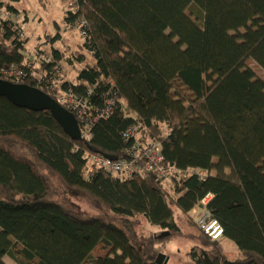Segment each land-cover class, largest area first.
Returning a JSON list of instances; mask_svg holds the SVG:
<instances>
[{"label":"trees","instance_id":"obj_1","mask_svg":"<svg viewBox=\"0 0 264 264\" xmlns=\"http://www.w3.org/2000/svg\"><path fill=\"white\" fill-rule=\"evenodd\" d=\"M20 1L0 0L7 15L0 20V79L46 93L28 76L26 42L14 20ZM77 6L64 22H86L80 50L92 62L77 50L68 61L85 65L61 87L86 98L94 115L113 105L94 122L91 140L77 142L49 112L0 98V264L6 256L19 264H155L156 246L176 236L195 241L194 264H264V80L251 67L264 73V0H77ZM62 56L52 48L42 69L61 66ZM11 68L27 76L11 78ZM135 123L160 142L165 166L203 170L206 178L175 181L176 198L146 174L123 181L98 171L85 178V154L123 158L130 143L122 135ZM40 168L116 217H142L170 236L148 235L135 246L113 223L66 210L48 198ZM208 195L204 210L238 259L229 260L222 242L201 230L184 235L174 220V210L188 218Z\"/></svg>","mask_w":264,"mask_h":264},{"label":"rangeland","instance_id":"obj_2","mask_svg":"<svg viewBox=\"0 0 264 264\" xmlns=\"http://www.w3.org/2000/svg\"><path fill=\"white\" fill-rule=\"evenodd\" d=\"M15 6L20 12L17 19L18 23L26 24L22 37L26 42L25 58H34L40 53L50 57L51 49L54 48L63 55L61 66L65 70V80L74 82L75 77L84 67L85 63H77L75 60H73V63H70L68 60L73 58L77 50L86 58V63H91L92 59L88 52L80 50L83 38L78 32L64 27V16L68 12L67 1L21 0ZM190 10L189 12H192L194 16L200 13L196 7H192ZM24 12L27 15L26 23H23ZM0 17L1 19L7 18L4 10H0ZM54 38H58V40L54 42ZM251 67L256 72V75L264 80V73L254 64ZM40 171L49 184L50 194L48 198L51 201L58 203L66 210L80 217H97L113 223L125 231L131 243L135 246H140L141 237L155 235L157 238L162 232H165L149 225L142 217L137 219L116 217L79 191L65 187L53 174L42 168H40ZM167 191L173 198L177 197L174 190L169 189ZM201 213L202 211L199 212V214ZM174 220L184 235L195 234L197 233L196 230H199L192 214L188 218H184L178 211L174 210ZM192 222L194 226L191 224ZM221 242L223 253L229 260L239 258L237 249L233 243L227 240ZM194 244L195 241L189 237L176 236L164 243L158 244L156 247L161 251L160 254L165 256L167 260L166 264H194L190 257V251ZM97 252L98 250H95L94 254ZM4 262L6 264H19V262L9 256L4 258Z\"/></svg>","mask_w":264,"mask_h":264},{"label":"built area","instance_id":"obj_3","mask_svg":"<svg viewBox=\"0 0 264 264\" xmlns=\"http://www.w3.org/2000/svg\"><path fill=\"white\" fill-rule=\"evenodd\" d=\"M68 12L77 11V0H66ZM19 16L14 17L15 22ZM1 19V17H0ZM26 24H21L22 32ZM64 27L78 32L84 39L87 35L86 22L83 19L77 20L74 24L64 22ZM26 57V55H25ZM50 58L44 54H39L34 58H25L28 76L34 78L37 85L46 91L47 95L52 98L63 108L71 112L79 127L81 141L89 142L92 138V126L101 117H106L111 110L113 103L108 101L104 113L94 115L91 107L88 105L86 98L75 93L71 88L62 89L61 85L65 80V70L62 66H54L49 72L42 69L43 64H49ZM7 76L11 78H22L27 73L17 68H11L7 71ZM123 139L130 143L125 155L121 159L110 160L105 156L96 153H86V161L83 175L90 178L94 173L103 171L120 180H130L140 174H146L154 179L165 190H174L175 181L182 180L189 175H197L203 180L207 172L203 170L179 171L163 164L161 153V144L158 140L150 135L142 134V125L135 123L130 126L122 135ZM168 192V191H167ZM212 198L206 196L201 202V207H195L190 214L195 218V224L210 240L220 242L223 240V229L221 225L212 219L204 210L207 202ZM202 211L201 214L199 212Z\"/></svg>","mask_w":264,"mask_h":264},{"label":"water","instance_id":"obj_4","mask_svg":"<svg viewBox=\"0 0 264 264\" xmlns=\"http://www.w3.org/2000/svg\"><path fill=\"white\" fill-rule=\"evenodd\" d=\"M0 98L6 99L18 108L32 112H49L51 117L73 141H81L78 123L74 115L41 90L25 84H14L0 79ZM106 158L112 159L109 156H106ZM169 236L170 232L165 231L157 238L165 239ZM166 262L165 256L162 254L157 255L155 264H166Z\"/></svg>","mask_w":264,"mask_h":264}]
</instances>
